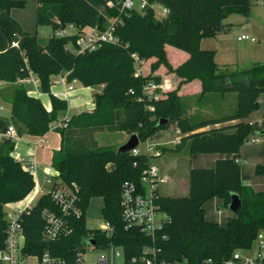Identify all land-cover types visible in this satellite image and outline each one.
<instances>
[{
  "label": "trees",
  "instance_id": "obj_1",
  "mask_svg": "<svg viewBox=\"0 0 264 264\" xmlns=\"http://www.w3.org/2000/svg\"><path fill=\"white\" fill-rule=\"evenodd\" d=\"M37 1L36 24L51 25L54 31L69 23L79 29L104 30L111 19L119 18L115 33L120 43L105 42L97 49L75 52L67 46L75 44L76 34L53 33L43 41L37 31L27 33L11 14L13 8L24 7L25 0H0V81L16 84L6 99L12 104L11 119L0 117V130L14 124L21 135L23 132L34 136L46 134L59 114L68 108L66 99L51 93L54 76L68 73V80L77 79L85 86L103 85L94 93V111L72 116L66 127L60 126L62 144L52 158L60 178L67 184L78 185L83 215L70 218L71 234L46 240L42 211L46 208L57 211L58 206L50 193L43 194L23 216L24 254L41 257L49 251L74 261L79 253L86 251L88 241L94 239L99 248L111 244L121 247L127 260L139 256L144 246L155 243L161 248V256L167 259L187 257L198 264L208 257L222 261L235 249L251 246L258 231L264 228V191H255L244 184L237 157L242 145L256 136L264 123V117L262 121L246 120L260 108L261 101L264 103V63L230 71L216 61L214 49L201 46L203 38L215 36L221 30L229 13H249L251 0H149L150 4L142 10L123 9V0H112L114 6L108 5V0ZM153 3L167 6L168 15L157 16ZM168 46L179 49L173 53L179 59L177 63L170 57ZM180 50L185 52L183 57ZM134 52L145 62L153 59L148 72L135 74ZM162 66L165 73H157ZM30 71L40 78L42 90L51 93V110L18 82L29 76ZM150 80L162 82L164 91L157 100L140 99ZM195 80L200 82L199 99L210 93L237 92L236 111L207 119L189 115L181 90ZM163 118L168 119L165 125L159 124ZM231 120L238 121L199 130ZM75 121L78 124L68 135ZM171 124H176L183 133L181 144L187 142L190 153L219 152L233 156L217 159L212 167L191 168L187 195L159 192L156 202L171 219L154 241L139 227L126 226L121 203L124 181L141 185L142 173L152 163L153 156L119 152L113 145L99 146L93 133L128 131L136 133L140 141H146ZM15 145L11 138L0 139V251L7 238L5 205L22 200L35 186L33 174L12 155ZM257 172L264 173V165H258ZM233 193L241 196L243 204L229 216L227 225L208 220L204 204L219 197L229 209ZM96 196L104 199V218L114 228L111 235L87 225L86 211Z\"/></svg>",
  "mask_w": 264,
  "mask_h": 264
},
{
  "label": "built area",
  "instance_id": "obj_2",
  "mask_svg": "<svg viewBox=\"0 0 264 264\" xmlns=\"http://www.w3.org/2000/svg\"><path fill=\"white\" fill-rule=\"evenodd\" d=\"M149 4V0H123L122 8L125 10H142ZM108 5L114 6V2L108 0ZM151 5L159 17L167 16L170 11L167 6L160 3H153ZM118 22L119 18H114L104 30L97 27L79 29L74 23H69L65 27L56 29L54 34L57 36L76 34L77 38L75 44L72 42L67 46V48L72 51L81 52L86 49L94 50L105 42L120 43V39L115 33ZM239 39L257 40L255 36L245 33L240 35ZM13 45L18 46V42L13 41ZM132 56L135 60V74H143V64L145 60L136 52L132 53ZM57 76L59 77H53V82H62L64 85L66 84L62 94L65 97H69L70 93L74 90V84L71 81H77V79L67 81L68 78L62 77L61 74ZM18 82L32 83L33 88L28 90L30 95L36 97L42 92L40 78L32 71H30L29 76L18 79ZM93 88L95 89V87ZM164 89L165 86L162 82L150 80L144 86V96L140 99L148 98L150 101L157 100L160 98ZM149 107L151 109L153 108L152 105H149ZM69 119L70 116H66L59 122H55V125L66 127ZM53 125L54 123L51 124V127ZM177 129L180 131L178 127ZM21 137L22 135L19 134L14 124L9 125L5 130H0V139L11 138L17 142ZM252 139L256 140L257 138L253 137ZM178 140L177 138L174 141L177 142ZM152 147V143L147 141V150L145 152L142 151L139 144L130 151L135 155L140 153L149 154L148 152L151 151ZM16 159L22 163L25 169L33 174L35 186L22 200L15 203H7L5 205V218L8 223L7 238L5 247L0 251V264H25L30 257H34L37 264H195L187 257L170 260L161 256V248L155 243L144 246L142 253L139 256L132 257L130 260L126 259L122 249V252L114 250L111 257L103 252L93 263H90L87 261L86 252L89 248H96V244H88L86 246V251L79 253L77 259L74 261H68L65 258L54 256L49 251H46L41 257L24 254L23 249L25 246L26 234L24 231L23 216L25 213L30 212L43 194L50 193L53 201L58 206L57 211L48 208L42 211V217L46 221L44 237L48 241H53L62 235L71 234L73 232V226L70 223V218L81 217L83 215V209L80 205L78 185L76 183H65L60 178L59 172L56 174L49 173L45 181L50 184L51 187L44 189L38 180V164L36 160L32 157L24 156H18ZM136 165L137 162L134 163V166ZM54 175H57L58 181L54 180ZM160 181L159 167L151 163L142 173L141 185L130 180L124 181L122 185L121 203L123 207V219L126 226L139 227L142 232L150 235L154 241L157 238L159 230L171 219L165 211L161 210V207L156 202L160 192ZM97 228L106 231L109 235L114 231L113 226L106 219L105 222ZM114 247L115 245L111 244L105 249L110 248L113 250L115 249ZM198 264H264V228L258 231L251 246L235 249L230 256L222 261L218 262L208 257Z\"/></svg>",
  "mask_w": 264,
  "mask_h": 264
},
{
  "label": "crops",
  "instance_id": "obj_3",
  "mask_svg": "<svg viewBox=\"0 0 264 264\" xmlns=\"http://www.w3.org/2000/svg\"><path fill=\"white\" fill-rule=\"evenodd\" d=\"M35 31L38 32V35L40 37L42 36L38 29H36ZM53 32L54 31H52V33L48 32L47 37L51 36ZM201 46L202 48H210L208 46H203L202 43ZM185 57L187 56H184V58ZM67 75L68 73L61 74L62 77L66 78ZM58 77L59 76H56L55 78ZM67 81L70 80L67 79ZM71 82L74 84V90L70 93L69 97H65L62 94L66 84L64 85L62 82L52 83L51 93L60 98L66 99L68 101V108L66 109V111L59 114L58 119L53 122L54 125L50 128V130L42 136L29 135L23 132L21 139L17 141L19 143L16 142L14 151L12 152V155L15 158H17L18 156H24L32 157L36 160L38 164V180L44 189H48L51 187L50 184L45 181L46 176H48L49 173L56 174L58 172V170H56L53 166L52 158L54 151L60 149L61 147L62 136L59 131L60 126H58L57 124L55 125V122H59L66 116H78L79 114L84 112L89 113L94 111L96 107L94 93L102 89V85L96 86L94 89L92 86H85L79 80ZM5 84L8 83L0 81L1 87L5 86ZM23 84L27 87V91L33 88L32 83L23 82ZM200 88V82L198 80H195L191 83L185 84L181 92L184 94L183 97L189 96V98H191V96L193 95L200 94ZM51 93L44 92L42 90L41 94L36 96L42 100L48 110H51L52 108ZM7 106L9 114L7 115L6 112H0V117L11 119L12 104L8 100H4L0 97V109H4ZM257 111L251 113L246 118V120L250 122H254L256 120L261 121L264 117V109H260L258 114L256 113ZM198 112H200V114L202 115L211 113L210 109H208L207 107L200 108L199 111L198 108H195V106H193L188 110L189 115L198 114ZM223 115L227 114L219 112L215 114L214 117H222ZM237 121L238 120L219 122L203 127L199 130H207L211 127L229 125ZM173 127L176 132H180L178 131L175 124L173 125ZM99 132L103 131L94 132V138L96 140H98L97 134ZM166 133L170 134L169 128L162 130L161 133L159 132L158 135L153 138L155 139L154 142L156 143L160 139L166 137ZM183 136L184 135L182 134L178 137L182 138ZM253 137L256 136H252L242 145L237 160L241 163L242 166L241 173L244 184L252 186L255 191H264V173L257 172V166L260 164L264 165V136H262L261 138L256 137V140H253ZM162 144H165V142H162ZM148 153L153 156L152 163L156 164L159 167L161 178L160 192L162 194H165L164 192H162L161 184L169 183L172 180L173 182H178L179 189H181L178 196L187 195L189 192V173L191 168L212 167L216 163L217 159L230 158L233 156L230 153L219 152L190 153L187 147V142H182V144L178 145L176 149H163V147H161L158 153H155L152 150ZM53 178L55 181H58L57 175H54ZM222 203L223 200L221 198L214 197L204 204V209L206 218L208 220L219 222L220 224L225 226L228 223L229 216L234 215V212H232L231 210L227 213L222 212V210L219 208V205H221ZM35 263L37 264V261Z\"/></svg>",
  "mask_w": 264,
  "mask_h": 264
},
{
  "label": "rangeland",
  "instance_id": "obj_4",
  "mask_svg": "<svg viewBox=\"0 0 264 264\" xmlns=\"http://www.w3.org/2000/svg\"><path fill=\"white\" fill-rule=\"evenodd\" d=\"M26 4L24 7L13 8L11 10L12 16L17 19L24 30L31 34L34 33L36 29L40 31L41 39L43 41L47 40L48 32L54 31L51 25H37L36 24V10H37V0H25ZM111 19L109 23L112 21ZM72 31V30H70ZM50 33V34H51ZM54 33V32H53ZM243 33L255 36L256 41L251 39H239V36ZM201 43L205 47H210L208 49L215 50V59L219 65L223 68H228L230 71L245 70L254 64L264 63V0H251L250 12L244 11H233L228 14V16L223 20V26L221 30L212 37H205L202 39ZM204 48V47H203ZM179 49L168 46L169 55L173 62L177 63L179 59L173 56ZM181 51V50H180ZM184 51L180 52V57H183ZM153 59L144 62L143 70L148 72L150 70V63ZM166 68L162 66L157 73H165ZM16 84H5V86H0V97L4 100L10 95L13 87ZM27 85V84H26ZM185 105L189 108L195 106L200 111V108L207 107L210 109V114L202 115L200 112L194 114L195 118L207 119L212 118L215 114L223 112V114H232L237 109V92L228 91L225 93L217 92L206 94L199 99V95H193L191 98L189 96L183 97ZM260 109H264V103L261 101L260 108L256 112L259 113ZM0 112H6L9 114L8 106L4 109H0ZM78 121H75L70 129H68V135H71V131L76 128ZM171 124L168 128L170 134L166 133V137L160 139L158 142H154V137L147 139L146 141H140L139 147L143 150H147V141H150L153 145L152 151L155 153L163 149H176L178 145L181 144L180 135L183 133L176 132ZM176 125V124H175ZM162 131V130H161ZM160 131V133H161ZM130 133L128 131L121 130H105L97 134V143L99 146L113 145L119 148L123 143H125L129 137ZM178 135V136H177ZM93 136L94 133H93ZM264 134L258 133L256 137L261 138ZM179 139L175 142V139ZM167 141V142H166ZM169 141V142H168ZM165 142V144H162ZM19 143V142H17ZM167 143V144H166ZM162 192L165 194H170L172 196H178L180 194L178 182L162 183ZM104 199L103 197H93L90 201L89 207L86 211L87 225L90 228H95L101 226L105 222L103 214ZM222 212L227 213L230 210L224 206L222 203L219 205ZM115 249H103V248H89L86 252L87 261L93 263L95 259L103 252L107 253L110 257L114 250L122 252V248L115 246ZM36 259L34 257L28 258L25 264H36Z\"/></svg>",
  "mask_w": 264,
  "mask_h": 264
},
{
  "label": "water",
  "instance_id": "obj_5",
  "mask_svg": "<svg viewBox=\"0 0 264 264\" xmlns=\"http://www.w3.org/2000/svg\"><path fill=\"white\" fill-rule=\"evenodd\" d=\"M168 123V119L167 118H163L159 121V124H167ZM260 134H264V123L262 126V129L259 131ZM140 142L139 136L136 133H133L130 135L129 139L123 143L121 146H119L118 151L119 152H126V151H130L133 148H135ZM243 204L242 198L238 193H233L232 197H231V201L229 203V210H231L232 212H236ZM89 244L94 245L95 244V240L94 239H90Z\"/></svg>",
  "mask_w": 264,
  "mask_h": 264
}]
</instances>
